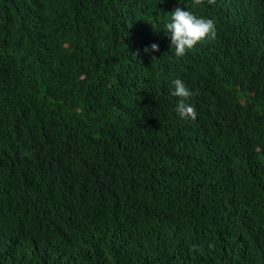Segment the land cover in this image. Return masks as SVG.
Returning a JSON list of instances; mask_svg holds the SVG:
<instances>
[{"label":"trees","instance_id":"trees-1","mask_svg":"<svg viewBox=\"0 0 264 264\" xmlns=\"http://www.w3.org/2000/svg\"><path fill=\"white\" fill-rule=\"evenodd\" d=\"M176 8L216 27L182 58ZM0 264H264V0H0Z\"/></svg>","mask_w":264,"mask_h":264},{"label":"clouds","instance_id":"clouds-1","mask_svg":"<svg viewBox=\"0 0 264 264\" xmlns=\"http://www.w3.org/2000/svg\"><path fill=\"white\" fill-rule=\"evenodd\" d=\"M163 30L170 33L171 53L176 58L184 57L186 52L193 49L198 43L205 40H212L216 36L215 21L212 18L199 16L187 8L186 10L176 8L174 11L170 12V15L163 25ZM144 51L145 53L158 51V45L153 43L150 47H146ZM169 91L170 97L174 101L176 118L187 125V133H196L192 123V121H195V109L193 106V95L195 93L179 78L170 81ZM32 101L40 102L38 99H32ZM188 140L189 145L183 148L181 146L179 152L182 154L183 150L184 153H187L186 157L191 158L196 165H200L201 167H208L211 165H214L213 167H218L225 165V173H233L242 177L247 176V174L241 175L237 172V165L234 160L230 161L231 158H229V155L219 152L218 155L215 156L216 153H214L212 158L206 161L205 151L207 146L203 147L200 139L196 142H192L191 138H188ZM88 159L89 158H87L83 164L88 163ZM227 167L231 170L228 171ZM56 211L59 215L63 214L61 212L62 210Z\"/></svg>","mask_w":264,"mask_h":264},{"label":"bare ground","instance_id":"bare-ground-1","mask_svg":"<svg viewBox=\"0 0 264 264\" xmlns=\"http://www.w3.org/2000/svg\"><path fill=\"white\" fill-rule=\"evenodd\" d=\"M195 248V247H194Z\"/></svg>","mask_w":264,"mask_h":264}]
</instances>
